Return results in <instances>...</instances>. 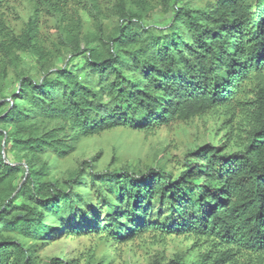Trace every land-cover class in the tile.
Masks as SVG:
<instances>
[{"label": "trees", "instance_id": "16d2710c", "mask_svg": "<svg viewBox=\"0 0 264 264\" xmlns=\"http://www.w3.org/2000/svg\"><path fill=\"white\" fill-rule=\"evenodd\" d=\"M70 2L93 30L82 17L65 24ZM42 8L62 17L55 50L40 40ZM24 54L35 71L16 72L7 91ZM204 118L219 143L188 148L171 170L118 151L69 162L117 130ZM68 234L97 235L83 264L170 239L189 245L150 264H264V0H114L108 11L101 0H0V264H80L39 256Z\"/></svg>", "mask_w": 264, "mask_h": 264}, {"label": "rangeland", "instance_id": "374dc122", "mask_svg": "<svg viewBox=\"0 0 264 264\" xmlns=\"http://www.w3.org/2000/svg\"><path fill=\"white\" fill-rule=\"evenodd\" d=\"M114 0H101L103 9L108 11L110 5ZM67 5V6H66ZM68 8L62 9L63 15L68 14L65 19V24L68 23V18L82 17L84 19V32L91 31L94 26L90 20L86 19L84 11L74 3H67ZM31 3H22L18 6L19 14L25 19ZM27 10V12L25 11ZM26 12V13H25ZM62 17L55 16L53 12L47 8H42L40 24H41V43L46 48L55 50L59 43V30L57 26L60 24ZM156 21H160L159 16H156ZM24 21H18L17 26L23 25ZM64 54V53H63ZM66 55V53L64 54ZM23 64L17 68L10 69L9 84L6 90L9 91L16 85V72L23 71L33 72L35 69L36 60L30 54H24ZM66 60V58H65ZM62 62L59 63H64ZM215 122L211 118H204L196 120L193 124L181 126L173 130H162L155 134L145 136L142 133H137L130 130H117L105 135L104 137L92 139L79 146L78 151L69 161L73 164H79L83 161L91 160L100 152L112 153L118 151V155L124 162H134L139 156L148 161L153 159L156 163L161 159H169L171 162L168 168L171 170L172 166L183 163L187 149H195L207 143L217 145L219 140L216 138L214 131ZM158 157V159H157ZM96 205V203L94 204ZM105 215L99 216L100 221H104ZM49 244L43 247L39 252V256L43 259L60 258L67 261L79 260L80 264L84 263L87 255L90 256L95 253L96 246L99 245L97 235L75 236L68 234L57 239L52 238ZM139 244L123 245L118 248L119 258L114 264H150L151 257L155 254L165 253L168 258H172L175 254L183 251L189 245L184 239H170L165 247H157L152 250L150 254L142 250ZM116 247L112 244L106 245L105 250H101V255L112 254Z\"/></svg>", "mask_w": 264, "mask_h": 264}]
</instances>
